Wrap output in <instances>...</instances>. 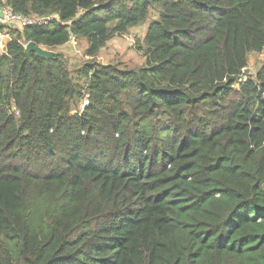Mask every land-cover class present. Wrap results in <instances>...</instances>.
Listing matches in <instances>:
<instances>
[{
	"label": "trees",
	"instance_id": "16d2710c",
	"mask_svg": "<svg viewBox=\"0 0 264 264\" xmlns=\"http://www.w3.org/2000/svg\"><path fill=\"white\" fill-rule=\"evenodd\" d=\"M0 5L58 17L0 28V264H264V0ZM153 13L144 66L96 60Z\"/></svg>",
	"mask_w": 264,
	"mask_h": 264
},
{
	"label": "rangeland",
	"instance_id": "374dc122",
	"mask_svg": "<svg viewBox=\"0 0 264 264\" xmlns=\"http://www.w3.org/2000/svg\"><path fill=\"white\" fill-rule=\"evenodd\" d=\"M151 16L152 17L149 19L147 24L131 29L124 36H115V39L109 42L107 46L101 50L99 55L96 57V60L104 65L119 64L122 67L130 69H136L144 66L146 59L143 56V52L139 50L138 46L143 44L149 25L157 17L154 13ZM9 42L10 40L8 38L5 39L6 45ZM44 49L61 54L64 59L67 60L69 69L73 72L82 66L86 61L90 60L86 56L88 44L85 40L72 41L65 46L53 48V50H48L47 48ZM3 52V50H0V53ZM262 66H264V52L260 54L255 52L250 53L248 66L250 72L252 74L258 72ZM83 103L80 105L81 109L84 105Z\"/></svg>",
	"mask_w": 264,
	"mask_h": 264
},
{
	"label": "built area",
	"instance_id": "2783aa9c",
	"mask_svg": "<svg viewBox=\"0 0 264 264\" xmlns=\"http://www.w3.org/2000/svg\"><path fill=\"white\" fill-rule=\"evenodd\" d=\"M53 18H58L56 15L52 17H39V16H23L13 10L12 7L6 5H0V28L7 27L13 24H18L21 27L37 25L43 26L50 24ZM9 39L8 35L0 30V50L6 51L7 45L5 44V39ZM73 41L76 38L73 37Z\"/></svg>",
	"mask_w": 264,
	"mask_h": 264
},
{
	"label": "water",
	"instance_id": "95a60500",
	"mask_svg": "<svg viewBox=\"0 0 264 264\" xmlns=\"http://www.w3.org/2000/svg\"><path fill=\"white\" fill-rule=\"evenodd\" d=\"M26 50H27L28 57L32 54V52H34L38 57L45 59V60L51 59L53 58V56L58 55V53L45 50L43 47L38 46L34 42L28 43ZM244 73L252 74L249 68L245 69Z\"/></svg>",
	"mask_w": 264,
	"mask_h": 264
}]
</instances>
